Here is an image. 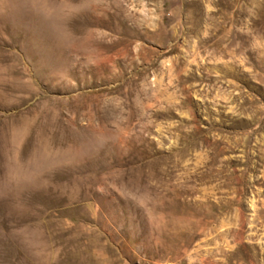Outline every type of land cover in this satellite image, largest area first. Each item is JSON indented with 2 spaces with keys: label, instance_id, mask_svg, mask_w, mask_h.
Listing matches in <instances>:
<instances>
[{
  "label": "rangeland",
  "instance_id": "obj_1",
  "mask_svg": "<svg viewBox=\"0 0 264 264\" xmlns=\"http://www.w3.org/2000/svg\"><path fill=\"white\" fill-rule=\"evenodd\" d=\"M0 264H264V0H0Z\"/></svg>",
  "mask_w": 264,
  "mask_h": 264
}]
</instances>
